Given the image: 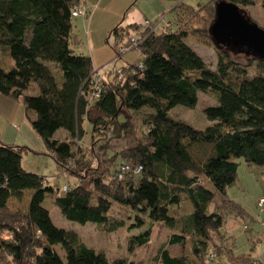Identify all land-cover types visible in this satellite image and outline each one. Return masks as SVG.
Masks as SVG:
<instances>
[{"label": "trees", "instance_id": "trees-1", "mask_svg": "<svg viewBox=\"0 0 264 264\" xmlns=\"http://www.w3.org/2000/svg\"><path fill=\"white\" fill-rule=\"evenodd\" d=\"M174 1L175 21L133 48L140 58L120 68L122 78L111 70L100 97L90 100L96 68L91 56L73 48V12L84 0H0V94L25 105L47 154L62 174L81 180L56 188L23 166L24 155L38 150L0 136V264H131L110 260L77 232L56 226L44 205L47 197L67 219L95 222L110 232L128 223L111 215L115 203L147 216L150 227L131 237L130 250L149 244L153 224H163L170 234L156 255L159 264H209L222 257L264 264L252 253H235L225 230L231 217L261 227L248 225L255 230L252 250L264 237V209L257 205L253 213L229 193L238 180L237 159L264 171V56L251 55L243 63L214 42L210 26L220 0L198 9ZM227 1L242 10L254 2ZM139 25L119 23L113 29L115 56ZM188 36L216 44V68L187 43ZM199 91L219 101L205 108L211 122L205 128L170 114L178 105L195 107ZM88 125L93 144L115 134L126 143L120 149L107 143L99 152L95 145L87 148L82 138ZM59 129L67 136L56 138ZM127 164L131 169L123 170ZM27 190L32 191L27 210L13 211L10 200ZM138 218L130 229L143 223Z\"/></svg>", "mask_w": 264, "mask_h": 264}, {"label": "rangeland", "instance_id": "rangeland-1", "mask_svg": "<svg viewBox=\"0 0 264 264\" xmlns=\"http://www.w3.org/2000/svg\"><path fill=\"white\" fill-rule=\"evenodd\" d=\"M213 0H184L185 4L195 8H201L205 4ZM264 0H254L253 4L244 6L243 13L249 19L257 22L264 28ZM177 5L174 0H87L86 6L89 11V16H79L73 19L74 34L76 36V43L73 48L77 54L93 57L95 68H100L102 64L111 62L115 57V51L112 47L114 37L112 34L113 29L121 22L126 23L125 20L136 18L138 21L144 23L146 19L151 22H156L160 14L167 13V21H175L176 13L173 8ZM159 15V16H158ZM159 25L158 30L163 28ZM187 43L204 58L209 66L216 68L218 64V52L214 42L207 39L188 36ZM234 59L240 62H245L253 53H249L246 47L226 46ZM141 52L133 50L124 55L118 62L112 64L111 69L120 68L128 65V63L139 59ZM250 75L255 74V68L250 69ZM199 101L195 107H187L178 105L171 109L170 114L178 119L187 121L194 127L205 128L211 122L205 115V108L219 103L217 95L199 91ZM139 121L140 118L135 116ZM140 126V125H139ZM66 130L59 129L55 137L63 138ZM95 139H99L98 136ZM33 140L38 153L32 152L30 155L23 158V166L25 170L32 173H37L46 176L56 188L62 189L65 185H74L81 180L77 177L62 174L55 159L46 152V147L39 136L38 141ZM82 143L85 147L94 146L99 152L100 146L106 145L114 149H120L126 143L125 139H120L118 134L114 138H107L105 141L94 140L91 138V127L87 126V133L82 138ZM102 153V152H101ZM240 163L238 167V180L237 183L230 189V196L244 202L249 206L251 212H257V201L261 195H264V171L257 166L249 167L243 158L237 159ZM32 191L27 190L22 198L13 197L10 202V208L13 211H25L28 208V202ZM44 205L50 210L51 217L56 226L67 230L77 232L81 239L91 247L99 251L105 252L110 260L124 258L131 262V264H159L155 258L162 243L166 242L170 230L163 224H153L152 237L149 244L143 247L130 250V239L134 235L150 227L151 221L147 216L141 213H130L128 210L122 208L118 203H115L111 211V215L121 218L125 217L128 221L127 225L119 228L116 231H105L101 228L100 224L95 222H88L82 224L76 221L67 219L61 212V209L53 202L50 197L44 201ZM140 215L143 218V223L134 229L129 226L132 223H138ZM249 222V220H245ZM255 230L261 231L259 226H254ZM244 229V225H243ZM254 230V231H255ZM240 232V231H239ZM238 232V234H239ZM241 236H236L234 239V252L237 254L252 253L255 257H260L264 262V237L261 241L255 243L252 250V244L248 237L254 235L253 231L243 230ZM233 241L231 240V244ZM209 264H236L229 258L222 257L214 263Z\"/></svg>", "mask_w": 264, "mask_h": 264}, {"label": "crops", "instance_id": "crops-1", "mask_svg": "<svg viewBox=\"0 0 264 264\" xmlns=\"http://www.w3.org/2000/svg\"><path fill=\"white\" fill-rule=\"evenodd\" d=\"M86 3H87V0H84V6L87 9ZM88 16H89V11L85 17H88ZM146 20H149V19H146ZM125 21H126L125 24L121 22L123 26L130 25L133 23L141 24L142 22V21H138L136 18H132V19L125 20ZM107 63H109V61ZM105 64H102V66ZM67 134L68 133L64 134L63 138L66 137ZM0 136L2 140L6 143L17 144V145H27L31 147L32 149H36L34 148L35 146L33 145L32 139L38 141V138H39L38 133L34 130V128L32 127L27 117L25 105L22 102H19L17 100H14L2 94H0ZM31 153L32 151L27 153L26 157L30 155ZM261 197H264V195H261L259 198ZM245 206L250 210L249 206H247L246 204ZM256 213H258V209ZM248 223L249 222L245 221L242 218L231 217L228 219L225 225V230L233 236V238L231 239L233 242L237 235L241 236L242 234H246L243 232V230H245L243 229L244 224L250 225L251 228L255 226L254 224H251V223L248 224ZM253 232L255 233L254 230ZM254 235H250V237H248L247 239H249L250 241V238L254 237Z\"/></svg>", "mask_w": 264, "mask_h": 264}, {"label": "water", "instance_id": "water-1", "mask_svg": "<svg viewBox=\"0 0 264 264\" xmlns=\"http://www.w3.org/2000/svg\"><path fill=\"white\" fill-rule=\"evenodd\" d=\"M210 32L217 45L246 47L252 55L264 56V28L233 2H217Z\"/></svg>", "mask_w": 264, "mask_h": 264}, {"label": "built area", "instance_id": "built-area-1", "mask_svg": "<svg viewBox=\"0 0 264 264\" xmlns=\"http://www.w3.org/2000/svg\"><path fill=\"white\" fill-rule=\"evenodd\" d=\"M88 14V11L86 7L84 6V2L73 12L74 17L79 16H86ZM167 13H162L159 16V19L156 20V22H151L150 20H146L144 23H141L132 33L131 39L125 43L121 44L119 46V52L120 55L115 56L113 60L105 65H103L100 68L95 69V72L90 77V92H89V99L93 100L100 97V94L103 92V90L106 87V80L111 70H114L117 73H120V78L123 77L121 67L120 68H114L111 69L112 64L116 63L126 52L131 51L133 48H136L139 46L140 43H142L150 34H152L155 30H158L159 25L170 26L172 23L171 21H167ZM123 170H130V165H125ZM141 170V167L136 169V173H139ZM64 189H67V186H64ZM258 207L261 209H264V197H261L258 200L257 203ZM261 226L264 231V220L261 221ZM245 231L249 229L248 225H244ZM211 258H215V255L213 254Z\"/></svg>", "mask_w": 264, "mask_h": 264}]
</instances>
